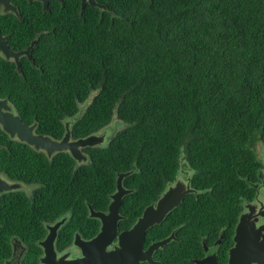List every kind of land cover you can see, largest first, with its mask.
I'll use <instances>...</instances> for the list:
<instances>
[{
  "label": "trees",
  "instance_id": "16d2710c",
  "mask_svg": "<svg viewBox=\"0 0 264 264\" xmlns=\"http://www.w3.org/2000/svg\"><path fill=\"white\" fill-rule=\"evenodd\" d=\"M20 2L21 18L0 14V28L21 47L38 39L35 62L19 73L0 57V97L45 132L69 116L75 138L125 122L74 171L69 155L46 161L74 181L60 194L100 207L118 173L133 171L123 184L146 204L189 171L198 197L168 216L190 203L206 224H235L264 165V0H98L104 8L84 11L80 0H50L48 11Z\"/></svg>",
  "mask_w": 264,
  "mask_h": 264
},
{
  "label": "flooded vegetation",
  "instance_id": "af4514ba",
  "mask_svg": "<svg viewBox=\"0 0 264 264\" xmlns=\"http://www.w3.org/2000/svg\"><path fill=\"white\" fill-rule=\"evenodd\" d=\"M25 1L33 4L35 0ZM11 4L16 10H2L0 14L13 13L21 18L20 0H11ZM88 4L87 0L86 7ZM0 31L15 52L26 50L35 39L21 47L12 41V33H4L1 28ZM33 49L31 56L22 53L17 58L7 57L1 51L0 57L9 69L24 73V64L35 62ZM76 119L77 116L66 117L61 124H53L54 131L45 132L41 123L24 115L10 96L0 97V264H228L236 242V226L247 211V203L255 210L243 222L248 221L246 228L251 234L256 232L259 240L264 239V167L258 170L260 179L253 183V200H244L235 224L221 227L220 222L206 224L203 218L195 217L193 209L198 205L190 203L185 205L189 211L183 218L168 216L172 209L160 221L156 217L146 222V227L139 224L145 210L152 204L156 206L161 195L144 204L140 196L125 194L118 215L111 216V211L117 208V202L111 205L113 193L100 207L91 198L82 205L77 203L76 196L60 194L61 184L74 181L59 180L60 167L50 165L48 170L46 161L69 155L74 160V171L90 161L86 150L90 146L80 148L86 159L78 162L70 149L49 150L41 145L40 138L48 137L55 144L69 131L68 140H77L71 131ZM113 122L97 132L105 136L100 147L122 130ZM61 129L63 133L59 135ZM259 156L264 160L263 151ZM181 177L182 180L190 178L192 186L189 171ZM192 197L195 199L198 194ZM163 240L168 241L155 247Z\"/></svg>",
  "mask_w": 264,
  "mask_h": 264
},
{
  "label": "water",
  "instance_id": "95a60500",
  "mask_svg": "<svg viewBox=\"0 0 264 264\" xmlns=\"http://www.w3.org/2000/svg\"><path fill=\"white\" fill-rule=\"evenodd\" d=\"M31 1V0H30ZM43 2L44 10L48 9L49 0H40ZM91 5H97L99 8H104V5L97 0H88ZM87 4V0H81V10H84ZM9 11V10H16L14 5L11 4V0H0V12ZM37 43V39H34L32 44L24 51L15 52L9 48L6 38L0 31V51H2L7 57H15L19 54L26 53L27 55L31 56V49ZM100 131V130H99ZM98 132V131H97ZM92 133L86 137L78 138L74 141H69L70 132L67 131L64 138L61 142H57L54 144L48 137H41L40 142L44 148H48L49 150H63V149H70L71 154L75 157V159L80 162L83 159H86V156L81 152L80 148L84 146H99L103 143L105 136L100 135L98 133ZM133 171L128 172H120L118 173L116 179V191L112 194V198L114 201L112 202V206L117 202L116 211H111L110 215H115L119 211V207L122 203V197L125 194L131 192V190L126 189L123 185V180L126 176L130 175ZM191 175V173H190ZM181 173L178 174L177 178L163 191L161 194L160 199L156 206L152 204L148 207L143 217L140 219L139 224L146 227L148 224H145L150 219L154 220L157 217V220L160 221L163 219L164 216L167 215L169 211L174 209L178 206L185 195L193 193L198 194L199 190L195 187H192L190 184V178L182 180ZM179 179V180H177ZM247 211L242 214L241 221L236 226V235L234 236L235 239V246L232 248L230 253V258L228 264H264V239L259 240L258 234L255 232L251 234L249 229L246 228L247 222H243V220H247V216H251L255 210L252 204H246ZM251 227H254L252 225ZM170 239V238H169ZM168 239V240H169ZM168 240H163L158 242L155 247H159L164 245Z\"/></svg>",
  "mask_w": 264,
  "mask_h": 264
},
{
  "label": "rangeland",
  "instance_id": "374dc122",
  "mask_svg": "<svg viewBox=\"0 0 264 264\" xmlns=\"http://www.w3.org/2000/svg\"><path fill=\"white\" fill-rule=\"evenodd\" d=\"M91 101V99L89 100ZM113 125H119L120 126V129H123L125 127V122H123L122 120H120L117 116L114 117L113 119ZM257 150L259 152V154L261 155V152L263 151L264 153V146L262 145V142H259L257 144Z\"/></svg>",
  "mask_w": 264,
  "mask_h": 264
},
{
  "label": "clouds",
  "instance_id": "9594fccd",
  "mask_svg": "<svg viewBox=\"0 0 264 264\" xmlns=\"http://www.w3.org/2000/svg\"><path fill=\"white\" fill-rule=\"evenodd\" d=\"M39 1H40V0H39ZM41 2H42V1H41ZM49 3H50V0H49ZM42 4H43V2H42ZM104 7H105V6H104ZM43 9H44V6H43ZM48 10H49V5H48V9H46V10H44V11H48ZM84 10H85V9H84ZM84 10H83V11H84ZM37 41H38V39H37ZM35 45H36V44H35ZM0 52H1V51H0ZM256 148H257V147H256ZM259 158H260V156H259ZM260 159H261V158H260ZM261 160H263V159H261ZM263 161H264V160H263ZM261 167H264V165L261 166ZM261 167H260V168H261ZM260 168H259V169H260ZM259 169H258V170H259ZM257 175H258V172H257ZM258 177H259V176H258ZM259 179H260V177H259ZM113 193H114V192H113ZM252 200H253V199H252ZM250 201H251V200H250Z\"/></svg>",
  "mask_w": 264,
  "mask_h": 264
},
{
  "label": "bare ground",
  "instance_id": "6f19581e",
  "mask_svg": "<svg viewBox=\"0 0 264 264\" xmlns=\"http://www.w3.org/2000/svg\"><path fill=\"white\" fill-rule=\"evenodd\" d=\"M105 148V147H104ZM248 184V183H247Z\"/></svg>",
  "mask_w": 264,
  "mask_h": 264
}]
</instances>
